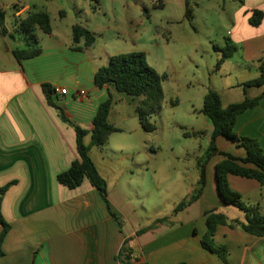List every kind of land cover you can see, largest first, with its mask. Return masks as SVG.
I'll use <instances>...</instances> for the list:
<instances>
[{
    "label": "crops",
    "instance_id": "obj_1",
    "mask_svg": "<svg viewBox=\"0 0 264 264\" xmlns=\"http://www.w3.org/2000/svg\"><path fill=\"white\" fill-rule=\"evenodd\" d=\"M85 1L76 7L79 12L94 9L88 3L91 0ZM234 2L236 5L231 7L228 17L229 40L214 49L218 62L228 43L235 47L233 56L219 69L215 68V72L221 78L236 80L229 81L227 88L213 85L203 93L204 99L209 90L218 92L223 107L264 93V85L246 89L242 86L259 76V63L264 60V19L259 26L250 24L254 10L264 12V0ZM24 3L25 0H12L7 6L10 16L6 27L10 34L14 31V15L23 17L29 11L52 15L48 10L49 0ZM61 12H65L64 17L60 16ZM55 15L60 20L59 26L67 19L68 31L65 34L64 30L63 35L60 31L63 27L56 28L52 23V33L39 37L43 51L36 58L18 61L13 49L24 45L21 36L16 34L15 39L10 35L0 36V187L9 185L2 197L1 212L11 227L0 264H123L119 255L126 241L133 257L143 264H264V237L250 235L240 227L217 228L214 242L228 248L226 262L202 247L201 239L207 231L206 210L216 208L230 220H246L244 213L242 216L230 209L222 210L227 205L217 193L215 165L224 160L223 156L216 155L207 167L206 191L197 201L202 202L209 191L215 193L207 208L200 207L196 217L190 211L193 205L176 214L178 202H175L167 223L139 236V230L162 218L143 221L133 209L126 214L112 198V191L117 188L125 197L129 192L121 181V159L107 153L109 142L104 147H92L90 155L108 184L111 212L88 179L74 189L58 181V175L78 158L77 135L74 127L48 104L43 85L50 84L56 89L55 103L73 124L86 131H91L99 106L110 97L111 124L119 128L118 116L138 120L139 99L119 92L113 85L99 88L95 84L97 70L108 65L112 57L125 54L117 50L120 40L105 39L106 27L100 19L94 25H84L81 18L70 17L63 6ZM75 25L97 34L96 43L86 47L82 39L74 44ZM233 60L238 71L230 67L234 63L224 70ZM235 131L241 137L256 139L264 151V96L257 106L238 117ZM85 143H91L90 134L85 137ZM217 145L235 157L246 156L245 149L226 138H218ZM228 181L244 201L259 205L264 212V187L260 183L235 175H229ZM182 199L185 198L178 201Z\"/></svg>",
    "mask_w": 264,
    "mask_h": 264
},
{
    "label": "rangeland",
    "instance_id": "obj_2",
    "mask_svg": "<svg viewBox=\"0 0 264 264\" xmlns=\"http://www.w3.org/2000/svg\"><path fill=\"white\" fill-rule=\"evenodd\" d=\"M35 1L44 0H25L24 4ZM84 1L49 0L52 23L56 28L63 27L62 34L68 31V21L65 19L59 26L60 20L55 19L60 6L75 20L81 18L84 25H94L100 19L106 27L105 39L121 41L117 49L120 53L145 52L149 65L167 76L162 84V109L150 120L156 130L146 132L137 119L118 116L116 121L122 132L111 135L107 153L122 161L121 181L129 196L119 193L117 187L111 196L124 212L129 214L133 209L143 221L168 217L173 214L175 202L179 204L180 198L189 197L197 188L200 178L197 160L210 143L213 128L201 113L203 93L213 85L227 88L229 81L236 80L217 76L218 54L214 49L229 40L228 17L236 3L234 0H162L164 7L157 8L159 0H100L98 9L79 12L76 7ZM10 2L0 0L8 17ZM88 3L93 6L91 1ZM187 3L192 10V23L185 18ZM43 35L39 30L38 39ZM231 63L234 64L230 67L234 68L233 60L224 70ZM193 130L203 131L204 135L184 137L185 131ZM224 143L220 142L222 146ZM214 194L209 191L202 202L192 204L193 217L198 216L200 207L210 205ZM226 207L222 209L224 212L230 209L244 216L238 208Z\"/></svg>",
    "mask_w": 264,
    "mask_h": 264
},
{
    "label": "trees",
    "instance_id": "obj_3",
    "mask_svg": "<svg viewBox=\"0 0 264 264\" xmlns=\"http://www.w3.org/2000/svg\"><path fill=\"white\" fill-rule=\"evenodd\" d=\"M91 2L94 9L99 8L100 0H91ZM163 7L162 0H159L157 8ZM13 8L16 9L17 6L15 5ZM144 13L147 18L150 17L147 9H144ZM60 16L64 17L65 12H61ZM13 18L14 31L13 34H10L6 27L7 11L0 4V36L10 35L12 39H15V35L17 34L21 36L24 44L13 49L14 57L21 62L40 56L43 50L36 31L41 30L44 34L52 33L53 27L50 15L45 11H29L23 17H16L14 15ZM185 18L192 23L193 15L189 3L186 4ZM263 19L264 12L254 10L250 18V24L259 26ZM72 32L74 44H79L84 39L85 46L89 47L94 45L98 39L97 34L80 25L73 26ZM234 52L235 47L228 43V46L223 49L222 57L218 60L216 68L219 69L225 60L233 56ZM258 70L259 76L257 78L242 85L245 89L264 85V60L260 61ZM166 79V74H160L149 65L147 54L141 51L119 54L112 57L108 65L102 66L97 70L94 77L95 84L99 88L113 85L119 92L139 99L136 109L138 120L143 130L149 133L156 130V127L150 120L162 109L164 102L162 84ZM43 92L48 104L58 111L60 118L64 122L74 127L77 135L78 158L67 171L58 175V181L64 186L74 189L80 187L84 180L88 179L98 190L108 210L111 212L108 200V184L98 171L90 155V151L92 147H104L109 142L112 134L122 132L120 128H117L109 121L113 106L112 98L110 97V99L99 106L91 131H86L73 124L66 117L64 110L55 103L56 89L52 85L44 84ZM263 96L264 93L255 99L246 98L241 103L223 107L219 93L214 90L208 91L203 100L201 113L212 124L213 129L210 143L204 155L197 160V168L200 175L197 188L192 195L183 199L174 210V213L177 214L202 198L207 185V167L216 155L223 156L224 160L215 165L217 193L225 205H231L241 210L245 214L246 220L245 222L230 220L216 208L206 210L204 216L206 218L207 231L201 240V244L205 250L217 254L224 262L227 261L228 248L226 246H217L214 242V236L219 226L240 227L250 235L264 237V212L261 207L244 201L243 196L234 191L228 181L229 175H235L256 180L264 187V151L260 143L256 139L241 137L235 131L238 117L248 109L257 106ZM172 104L176 105V102ZM88 134L91 135L90 144L85 143V137ZM183 135L185 138H201L204 132L185 131ZM220 137L226 138L236 143L240 148L245 149L246 156L239 158L221 151L217 145V140ZM8 188L9 185L0 187V224L2 225L0 232V258L4 256L3 244L11 228L1 212L2 197ZM113 217L115 216L113 215ZM168 221L169 218L167 217L157 219L150 226L139 230L137 235H142ZM119 259L123 264H143L137 257H133V250L128 247V241L122 247Z\"/></svg>",
    "mask_w": 264,
    "mask_h": 264
},
{
    "label": "built area",
    "instance_id": "obj_4",
    "mask_svg": "<svg viewBox=\"0 0 264 264\" xmlns=\"http://www.w3.org/2000/svg\"><path fill=\"white\" fill-rule=\"evenodd\" d=\"M63 93V91H61Z\"/></svg>",
    "mask_w": 264,
    "mask_h": 264
}]
</instances>
